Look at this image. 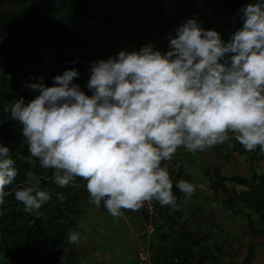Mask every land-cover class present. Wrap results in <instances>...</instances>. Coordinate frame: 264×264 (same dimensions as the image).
Returning <instances> with one entry per match:
<instances>
[{"label":"clouds","instance_id":"9594fccd","mask_svg":"<svg viewBox=\"0 0 264 264\" xmlns=\"http://www.w3.org/2000/svg\"><path fill=\"white\" fill-rule=\"evenodd\" d=\"M238 15L242 26L228 41L189 18L168 35L166 52L149 44L92 61L91 95L69 68L52 86L43 77L27 83L35 98L20 97L3 112L22 125L30 157L56 186L78 187L82 179L89 203L103 204L113 218L153 201L178 210L174 189L186 199L196 191L170 175L178 149L202 153L234 139L264 154V0H247ZM15 164L10 148L0 145V216L9 196L28 213L52 199L33 171L14 187ZM82 240L80 232H68L67 243Z\"/></svg>","mask_w":264,"mask_h":264},{"label":"trees","instance_id":"16d2710c","mask_svg":"<svg viewBox=\"0 0 264 264\" xmlns=\"http://www.w3.org/2000/svg\"><path fill=\"white\" fill-rule=\"evenodd\" d=\"M7 1L24 9L20 18L5 19L0 23V34L4 31L18 33L25 18H29L31 38L22 48L14 47L8 39L0 44V145L8 146L16 161L19 175L14 187L22 185L26 173L33 171L41 177V186L51 192L52 199L40 210L28 213L13 196L7 198L5 214L0 216V264H64L59 253L66 245L68 232L74 229L79 196L73 185L65 188L56 186L51 176L39 167L38 161L30 157L22 125L13 120L10 113L3 112V107L20 97L26 102L34 99L38 93L31 91L26 84L36 82L39 77H43L47 86H52L53 77L66 69L75 68L81 72L87 55L79 49L86 44L80 36L79 26L89 20L95 0ZM218 1L217 12L224 15L234 13L246 0ZM168 28L167 24H162L155 26L152 32L161 34ZM152 32L144 30L142 34L147 37ZM42 48L50 51L53 64H46ZM105 55H110L109 47H105ZM74 83L80 86L79 78ZM249 159L251 162L264 160V154L257 149ZM203 174L208 177L212 195L215 198L223 195V206L233 215L244 217L247 231L252 235H264V173L254 171L250 176H225L220 174L218 167H214ZM175 175L187 181L192 179L181 168ZM81 182L82 179L78 178V185ZM174 192L178 201L180 192L176 189ZM57 193L66 196L64 203L58 202ZM154 204L158 208L159 203L154 201ZM121 211L124 214L132 212ZM171 213L179 215L173 209ZM199 242L200 239L182 231L179 239L169 248L174 252V264H190L193 246ZM251 255L252 247L247 251L245 260ZM206 259V256L200 255L197 261L204 264Z\"/></svg>","mask_w":264,"mask_h":264},{"label":"rangeland","instance_id":"374dc122","mask_svg":"<svg viewBox=\"0 0 264 264\" xmlns=\"http://www.w3.org/2000/svg\"><path fill=\"white\" fill-rule=\"evenodd\" d=\"M218 2V0L93 1V9L89 12V20L87 22H81L79 26L80 36L86 42V44L79 49L87 55L86 63L83 65L79 75L81 89L86 94L91 95V92L86 85L90 78V65L92 61L115 56L120 50H139L140 47L149 44L153 45L154 48L158 50L166 52L169 50L168 35L171 34L175 36V29L189 18L197 19L201 26L206 30L211 29L218 31L222 38L225 41H228L231 34L242 26V21L238 15L239 9L242 6L236 8L235 12L232 14L220 15L217 12ZM246 2L247 0L245 3ZM23 9V6L7 0H0V23L5 21V19L20 18ZM162 24L168 25L169 28L167 31L161 34L152 32L155 26H160ZM144 30H149L152 33L145 37L142 34V31ZM30 38L29 18H25L24 24L20 27L18 33L15 34L10 31H4L0 34V44L5 39H8L14 47L22 48V45L27 44ZM105 47L110 48L109 56L105 55ZM42 52L45 56L46 64H53L50 51L42 48ZM26 91L28 90L26 89ZM30 95H32V93H30ZM252 153L253 152L245 151L244 148L234 139L224 145L214 147L202 153L191 154L181 148L178 149L172 161L169 162L168 168L174 181L182 179L175 175L178 170L175 167L177 163L180 164V168L183 170L194 167L198 172V175H201V177L205 170H211L216 166L218 167L220 174L225 176L232 174L250 176L254 171L257 173L259 170L264 172V160L252 163L249 159ZM240 155H244V157L239 158ZM45 172L47 175L51 176L50 171ZM85 185L86 182L82 180L79 186L75 187V191L79 198L77 202L78 214L74 216L76 222L73 229V231H78L82 234L83 240L79 245H72L66 242L64 249L59 253V258L64 264L96 263L99 255V253H97V247L105 246L109 243L108 236L110 235L107 231L109 230V225L112 223L111 220L113 219L116 224H122L125 223L127 219L124 214L120 217L113 218L108 214L107 210L103 207V204H101L100 207H96L89 203L90 197ZM203 185L204 184L201 185V188L204 191ZM168 207L169 206H165V209L164 207L158 206L157 208L160 215V223L155 230V234L152 235L151 239L148 241V244L150 245V242H152L153 246V255L150 257V264L175 263L173 262L174 256H172L174 252H172V249L169 250L170 246L168 244L172 243L171 245H173L175 243L177 231L172 229L166 234L165 229H162V227L171 222L165 218L164 210H168ZM135 214L136 217H143L141 209L135 212ZM108 217H111L112 219H109ZM163 221L164 224H161ZM197 223H201V220H197ZM82 225H84L83 229L80 227L78 228V226ZM135 228L137 229L135 230ZM140 228L137 223L134 226L133 233H131L133 236L130 235L128 237L122 233V235L120 234L118 236L117 241L122 244H127L128 242L129 244H133L135 246V255H137V252L146 240L145 235L142 233V228L141 230ZM114 238L117 240V236ZM226 242L227 243H225L224 246L216 247L214 244L215 255H219L221 259L225 257L229 262L231 260L234 262L238 261L235 257L242 254L240 248L231 251V246L227 249V245H231L228 238ZM204 243L207 245L205 247L206 250L213 246L207 242V237L204 238ZM149 247H151V245ZM244 248V253L246 254V249L248 247L245 246ZM205 249L203 251H194L190 256V259L197 260L201 254L205 255ZM217 255L214 257L215 259H218ZM215 262L218 264L220 263L219 260Z\"/></svg>","mask_w":264,"mask_h":264},{"label":"crops","instance_id":"0c3cea01","mask_svg":"<svg viewBox=\"0 0 264 264\" xmlns=\"http://www.w3.org/2000/svg\"><path fill=\"white\" fill-rule=\"evenodd\" d=\"M241 157L243 158L244 155H240L239 158ZM184 171L191 176L192 179L190 182H193V184L196 186V191L190 198L187 199L182 193H180L179 200L177 201L179 209L175 210L179 213L178 216H175L171 213L172 209L170 207H168L170 212L168 210H164L165 218L171 221L170 224L162 227V229H165V233L168 234V231L170 232L172 229H175L177 231V236L175 237L176 240L179 239V235L182 231L192 234L195 239H200L198 245L193 246V252H196V250L203 251L205 249L207 245L204 243V238L207 237V242L213 246H211L208 250L205 249V255L201 254L207 257V259L204 261V264H218L215 262L218 260L220 261L219 264H264V235L250 234L247 231V223L244 217L241 215H233L225 206H223L221 202L223 195H221L220 198H215L212 195V190L210 188V183L207 176L204 174V177L198 175V172L194 169V167H191L187 170L185 169ZM258 173L264 172L259 170ZM202 184H204V191L201 188ZM124 215L127 217V219L126 222L122 224H116L111 218L112 216L108 217L109 219H112V223L109 225V230L107 231L110 235L108 236L109 243L105 246L103 245L97 247V253H99V255L97 257L96 263L94 264H150L151 258L145 263L139 261L137 255H135V246L133 244H129V242L127 244L117 242L118 236L120 234L122 235V233L129 237L131 233H133L132 231L134 230V226L137 223L138 227L140 228L142 217H136L135 212ZM253 216L255 215L253 214L252 217ZM199 219L201 220V223H197V220ZM253 221L254 223L256 222L255 219ZM161 224H164V221ZM83 226L84 225L78 226V228L80 227L83 229ZM136 229L137 228H135V230ZM115 236H117V240L114 238ZM227 238L229 243L231 242V245H227V249H229L231 246V251L240 248L242 252V254L235 257V259L238 261L234 262L231 260L229 262L225 257L221 259V257L217 254L216 255L218 256V259H213V257L216 256L214 244L216 247L224 246V244L227 243ZM150 243L151 247H149L150 245L148 244V241L145 240L143 245H148L151 257V255H153V246L152 242ZM171 244L172 243H169L168 245L170 246ZM245 246L248 247L246 251L252 247L253 254L248 260H245Z\"/></svg>","mask_w":264,"mask_h":264},{"label":"built area","instance_id":"2783aa9c","mask_svg":"<svg viewBox=\"0 0 264 264\" xmlns=\"http://www.w3.org/2000/svg\"><path fill=\"white\" fill-rule=\"evenodd\" d=\"M143 217L141 220L142 233L145 235L147 241L155 234V230L160 223L159 212L153 202H145L141 209ZM137 257L141 262H147L150 259V252L148 245H143L137 252ZM190 264H200L197 260H191Z\"/></svg>","mask_w":264,"mask_h":264}]
</instances>
